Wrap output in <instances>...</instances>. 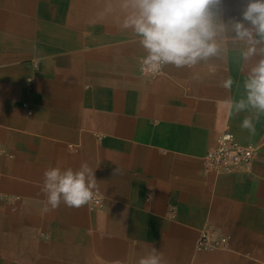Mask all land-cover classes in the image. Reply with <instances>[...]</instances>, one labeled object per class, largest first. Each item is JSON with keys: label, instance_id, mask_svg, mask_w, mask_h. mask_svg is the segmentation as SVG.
Wrapping results in <instances>:
<instances>
[{"label": "crops", "instance_id": "1", "mask_svg": "<svg viewBox=\"0 0 264 264\" xmlns=\"http://www.w3.org/2000/svg\"><path fill=\"white\" fill-rule=\"evenodd\" d=\"M246 2L219 6L217 56L150 77L115 0H0V264H138L151 246L162 264H264V114L232 105L259 59L231 30ZM225 128L257 147L250 173L205 170ZM83 162L93 200L44 211V171ZM206 228L227 248L197 250Z\"/></svg>", "mask_w": 264, "mask_h": 264}, {"label": "clouds", "instance_id": "2", "mask_svg": "<svg viewBox=\"0 0 264 264\" xmlns=\"http://www.w3.org/2000/svg\"><path fill=\"white\" fill-rule=\"evenodd\" d=\"M223 0H115L110 11L118 13L122 30H130L146 55L143 63L158 70L172 65L177 69L194 68L201 61L218 55L216 42L226 25L219 22ZM234 37L247 44L243 58L259 56L243 80L244 96L232 102L236 113L252 111L256 119L264 114V0H247L239 20L231 25ZM229 77L222 86L231 89ZM241 128L255 134L253 118L246 116ZM114 170L113 175L119 173ZM94 169L87 162L78 169L50 167L43 173L42 193L46 196L44 211L61 203L79 208L94 198L97 188ZM163 254L151 246L138 264H162Z\"/></svg>", "mask_w": 264, "mask_h": 264}, {"label": "built area", "instance_id": "3", "mask_svg": "<svg viewBox=\"0 0 264 264\" xmlns=\"http://www.w3.org/2000/svg\"><path fill=\"white\" fill-rule=\"evenodd\" d=\"M142 56L138 61V70L147 76H154L160 69H150L143 63ZM3 151L0 149V154ZM258 153L257 147L251 144H240L225 128L216 137L215 145L208 149L203 156L204 168L213 173H250L252 162ZM228 237L214 233L209 229L200 231L199 239L196 242L197 250H210L215 248H227Z\"/></svg>", "mask_w": 264, "mask_h": 264}, {"label": "rangeland", "instance_id": "4", "mask_svg": "<svg viewBox=\"0 0 264 264\" xmlns=\"http://www.w3.org/2000/svg\"><path fill=\"white\" fill-rule=\"evenodd\" d=\"M215 249L217 250V249H223V248H215ZM215 249H210L209 251H211V250H215Z\"/></svg>", "mask_w": 264, "mask_h": 264}]
</instances>
